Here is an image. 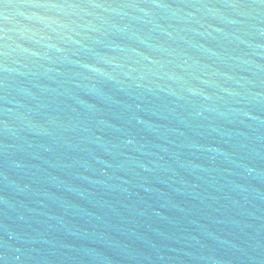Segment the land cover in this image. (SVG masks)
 <instances>
[{
    "label": "water",
    "instance_id": "water-1",
    "mask_svg": "<svg viewBox=\"0 0 264 264\" xmlns=\"http://www.w3.org/2000/svg\"><path fill=\"white\" fill-rule=\"evenodd\" d=\"M0 264H264V0H0Z\"/></svg>",
    "mask_w": 264,
    "mask_h": 264
}]
</instances>
